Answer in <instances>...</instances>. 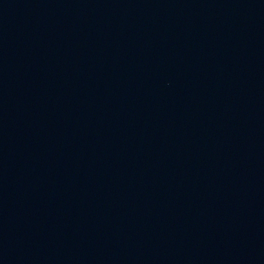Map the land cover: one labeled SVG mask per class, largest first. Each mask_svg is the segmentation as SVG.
<instances>
[{"label":"water","instance_id":"obj_1","mask_svg":"<svg viewBox=\"0 0 264 264\" xmlns=\"http://www.w3.org/2000/svg\"><path fill=\"white\" fill-rule=\"evenodd\" d=\"M0 264H264V0H0Z\"/></svg>","mask_w":264,"mask_h":264}]
</instances>
